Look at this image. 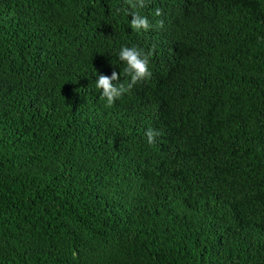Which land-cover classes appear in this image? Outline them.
Wrapping results in <instances>:
<instances>
[{"label": "trees", "instance_id": "obj_1", "mask_svg": "<svg viewBox=\"0 0 264 264\" xmlns=\"http://www.w3.org/2000/svg\"><path fill=\"white\" fill-rule=\"evenodd\" d=\"M0 264H264V0H0Z\"/></svg>", "mask_w": 264, "mask_h": 264}, {"label": "clouds", "instance_id": "obj_2", "mask_svg": "<svg viewBox=\"0 0 264 264\" xmlns=\"http://www.w3.org/2000/svg\"><path fill=\"white\" fill-rule=\"evenodd\" d=\"M127 3H129L134 9H142L145 7V0H127ZM155 15L161 16V9H156ZM132 16L133 19L131 20V28L133 30L137 32L141 29L147 31L152 27L148 18L141 16L139 11L133 12ZM156 27L162 28L163 21H158ZM152 54V52L145 53L142 49L135 46L122 47L119 52V59L126 64L124 72L130 76L131 80L130 83H127V86H125V83H114V81L117 82L120 79V74L115 71H113L110 77L103 74L99 75L96 82V88L102 90L101 98L106 99V106L111 107L118 98L130 90L135 84L151 78L152 72L149 68V57ZM146 135L148 142L151 144L154 143L155 137L159 135V133L149 129L146 132Z\"/></svg>", "mask_w": 264, "mask_h": 264}]
</instances>
